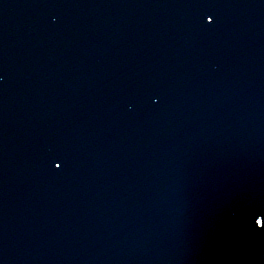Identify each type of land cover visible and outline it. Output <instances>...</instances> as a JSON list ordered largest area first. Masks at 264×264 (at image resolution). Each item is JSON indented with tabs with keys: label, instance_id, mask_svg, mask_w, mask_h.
I'll use <instances>...</instances> for the list:
<instances>
[{
	"label": "water",
	"instance_id": "1",
	"mask_svg": "<svg viewBox=\"0 0 264 264\" xmlns=\"http://www.w3.org/2000/svg\"><path fill=\"white\" fill-rule=\"evenodd\" d=\"M255 212L264 0H0V264H264Z\"/></svg>",
	"mask_w": 264,
	"mask_h": 264
},
{
	"label": "snow or ice",
	"instance_id": "2",
	"mask_svg": "<svg viewBox=\"0 0 264 264\" xmlns=\"http://www.w3.org/2000/svg\"><path fill=\"white\" fill-rule=\"evenodd\" d=\"M213 18L209 16L208 23H213ZM62 166L60 164H56V168L59 169ZM253 226L259 232H264V213L262 212H255L253 214Z\"/></svg>",
	"mask_w": 264,
	"mask_h": 264
}]
</instances>
